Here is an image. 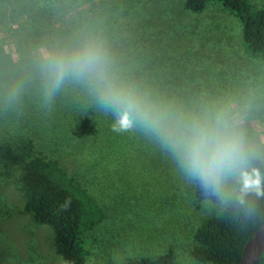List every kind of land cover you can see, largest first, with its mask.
<instances>
[{"label": "rangeland", "instance_id": "1", "mask_svg": "<svg viewBox=\"0 0 264 264\" xmlns=\"http://www.w3.org/2000/svg\"><path fill=\"white\" fill-rule=\"evenodd\" d=\"M85 48L99 64L68 69L57 85L52 62ZM114 94L138 105L122 132L112 128L125 110ZM218 116L243 155L206 182L188 174L168 133ZM24 139L98 205L100 220L82 231L88 264L170 247L178 264H210L191 255L198 227L239 196L247 148L264 162V61L247 53L240 21L219 2L196 13L185 0H0V143ZM18 174L0 164V264H66L53 228L33 221Z\"/></svg>", "mask_w": 264, "mask_h": 264}, {"label": "trees", "instance_id": "2", "mask_svg": "<svg viewBox=\"0 0 264 264\" xmlns=\"http://www.w3.org/2000/svg\"><path fill=\"white\" fill-rule=\"evenodd\" d=\"M211 2H219L242 25V41L247 53L264 61V2L253 0H185L192 12H203ZM247 168L235 186L239 196L220 214L206 218L195 233L191 255L201 263L240 264L243 249L264 223V162L250 148L245 150ZM0 164L19 170L18 183L26 196V207L34 222L50 225L56 251L66 264H88L90 250L83 229L100 220L98 205L87 191L75 184L59 161L34 155L31 139L17 146L0 143ZM259 182V189H246L245 182ZM127 264H178L174 249L163 254L130 258ZM259 264H264V254Z\"/></svg>", "mask_w": 264, "mask_h": 264}, {"label": "clouds", "instance_id": "3", "mask_svg": "<svg viewBox=\"0 0 264 264\" xmlns=\"http://www.w3.org/2000/svg\"><path fill=\"white\" fill-rule=\"evenodd\" d=\"M100 62V54L90 48L74 53L71 57H59L52 63L57 85L68 69L81 73L93 70ZM116 103L125 105L112 128L116 132L127 130L133 125V111L138 105L131 97L114 94ZM142 119L156 127V119L149 113H140ZM168 143L178 154L181 163L189 175L200 177L207 182L212 177L219 182L221 177L234 167L243 155L242 141L238 134L230 130L228 123L217 117L214 123L193 122L183 128L170 130ZM246 189H259V182L248 180Z\"/></svg>", "mask_w": 264, "mask_h": 264}, {"label": "water", "instance_id": "4", "mask_svg": "<svg viewBox=\"0 0 264 264\" xmlns=\"http://www.w3.org/2000/svg\"><path fill=\"white\" fill-rule=\"evenodd\" d=\"M264 254V223L244 246L240 264H259Z\"/></svg>", "mask_w": 264, "mask_h": 264}]
</instances>
